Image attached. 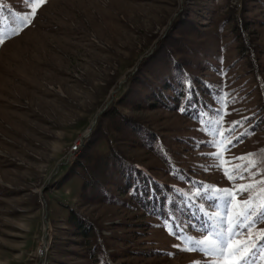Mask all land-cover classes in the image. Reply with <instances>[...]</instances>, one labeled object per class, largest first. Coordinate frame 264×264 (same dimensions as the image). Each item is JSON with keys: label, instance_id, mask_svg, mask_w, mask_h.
<instances>
[{"label": "rangeland", "instance_id": "374dc122", "mask_svg": "<svg viewBox=\"0 0 264 264\" xmlns=\"http://www.w3.org/2000/svg\"><path fill=\"white\" fill-rule=\"evenodd\" d=\"M0 4V264L202 260L164 221L203 238L216 205L180 190L231 185L195 112L229 94L223 127L255 134L225 158L264 149V0H45L15 34L30 8Z\"/></svg>", "mask_w": 264, "mask_h": 264}, {"label": "snow or ice", "instance_id": "6c2138e0", "mask_svg": "<svg viewBox=\"0 0 264 264\" xmlns=\"http://www.w3.org/2000/svg\"><path fill=\"white\" fill-rule=\"evenodd\" d=\"M30 8L24 14L13 13L10 20L12 34L22 30L31 24L36 16L37 10L43 5L45 0H24ZM3 5L0 4V8ZM3 25L0 24V28ZM3 41L0 40V43ZM186 92L185 98L189 102V107L196 108L192 103L195 94V86L185 75ZM222 90L223 84L220 85ZM227 93L223 94V101L214 113L207 111H197L194 119L198 121L201 128L197 129L205 134L206 139L195 144L197 148L205 145L215 149L210 153H201L211 158V168L223 171L231 185L220 187L214 185L201 184L199 188L180 194L184 196L185 202L196 203L197 201H213L215 210L203 212L208 217L201 229L206 235L203 238H195L192 234L185 232V228L176 224L174 215L165 219L164 223L170 234L176 236L181 244L174 247H182L185 251H196L202 254L203 259L193 262V264H264V228L257 227L264 223V149L259 152H249L230 159L225 158V153L236 145L233 141L243 143V136L254 135L247 129L239 135L231 136L237 126H243L242 121H249V128L253 125L249 117H242V120L232 121L230 126L224 128V116L230 115L228 112ZM236 111V109H232ZM180 111H187L181 107ZM255 117V113L253 114ZM231 136V139H229ZM240 161V163H235ZM205 170H208L207 168ZM259 177V178H258ZM243 181L242 183H236ZM247 194L246 198L244 197Z\"/></svg>", "mask_w": 264, "mask_h": 264}, {"label": "trees", "instance_id": "16d2710c", "mask_svg": "<svg viewBox=\"0 0 264 264\" xmlns=\"http://www.w3.org/2000/svg\"><path fill=\"white\" fill-rule=\"evenodd\" d=\"M86 145V144H85ZM77 223H78V225L81 227V228H83V232H82V235L83 236H88V234H87V231H86V224H84V222H82L81 220H77Z\"/></svg>", "mask_w": 264, "mask_h": 264}, {"label": "built area", "instance_id": "2783aa9c", "mask_svg": "<svg viewBox=\"0 0 264 264\" xmlns=\"http://www.w3.org/2000/svg\"><path fill=\"white\" fill-rule=\"evenodd\" d=\"M77 144H78V143H74V144L72 145V147H71V150H74V149L76 148ZM70 153H71V152H70Z\"/></svg>", "mask_w": 264, "mask_h": 264}, {"label": "bare ground", "instance_id": "6f19581e", "mask_svg": "<svg viewBox=\"0 0 264 264\" xmlns=\"http://www.w3.org/2000/svg\"><path fill=\"white\" fill-rule=\"evenodd\" d=\"M79 147H80V145H79V144H77V146H76V148H75V149H76V150H78V149H79Z\"/></svg>", "mask_w": 264, "mask_h": 264}]
</instances>
